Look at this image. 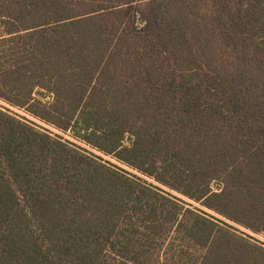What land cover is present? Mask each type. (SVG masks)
Instances as JSON below:
<instances>
[{
    "label": "trees",
    "instance_id": "16d2710c",
    "mask_svg": "<svg viewBox=\"0 0 264 264\" xmlns=\"http://www.w3.org/2000/svg\"><path fill=\"white\" fill-rule=\"evenodd\" d=\"M0 98L135 170L0 108V264H264V0H0Z\"/></svg>",
    "mask_w": 264,
    "mask_h": 264
},
{
    "label": "rangeland",
    "instance_id": "374dc122",
    "mask_svg": "<svg viewBox=\"0 0 264 264\" xmlns=\"http://www.w3.org/2000/svg\"><path fill=\"white\" fill-rule=\"evenodd\" d=\"M0 108L9 111L10 113L14 114L15 116L24 119V120H28L30 122H32L33 124H35L37 127L43 129V130H47L50 131L52 133H56V134H60L63 137L70 139L72 141H75L77 143H79L80 145L84 146L85 148L99 154L102 155L103 157H105L106 159L118 163L119 165L125 167L126 169H129L133 172H135L134 169H132L131 167H128L120 162H118L114 157L104 154L103 152H101L100 150L91 147L90 145L82 142L81 140L77 139L76 137L73 136L71 131H63L53 125H51L50 123L43 121L41 119H39L38 117L34 116L33 114H31L27 109H25L24 107H20L14 104H11L9 102H7L6 100H4L3 98H0ZM215 187L216 184H215ZM253 236L256 237V239H258V241H260L263 245H264V234L263 233H255L252 231H249Z\"/></svg>",
    "mask_w": 264,
    "mask_h": 264
}]
</instances>
